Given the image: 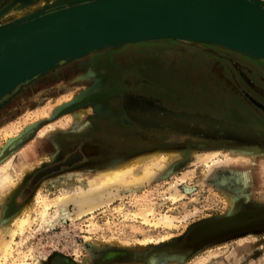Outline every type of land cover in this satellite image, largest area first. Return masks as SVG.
Here are the masks:
<instances>
[{
	"label": "rangeland",
	"instance_id": "1",
	"mask_svg": "<svg viewBox=\"0 0 264 264\" xmlns=\"http://www.w3.org/2000/svg\"><path fill=\"white\" fill-rule=\"evenodd\" d=\"M11 2L0 26L46 11L59 0H0V10ZM147 44L168 47V53L150 50L123 57L107 67V77L91 70L97 56L123 55L127 47L141 50L139 45ZM93 85L95 91L88 93ZM149 86L155 90H146ZM225 91L230 100L224 99ZM245 93L264 103L263 59L177 39L96 51L18 85L0 99V165L17 152L15 163L30 169L19 187L0 198V231L17 216L27 217L21 214L27 207L30 223L16 235L12 257L4 264H264V212L256 215L264 210V120ZM94 99L99 103L89 102ZM110 100L115 102L112 109L105 105ZM239 106L247 107L260 124L244 123ZM101 116L117 117L115 134L146 146L132 148L120 138L112 146L110 134L89 137L90 122ZM64 135L86 137L73 146L81 145V160L59 172L37 175L27 185L71 153L73 148L63 149ZM118 142L122 147L114 148ZM170 151L181 154L179 161L151 182L118 189L100 200L99 209L79 218L78 207L70 202L72 219L45 226L44 203L51 205L61 194L87 187L103 171ZM242 166L257 177L243 179ZM174 193L180 198L173 200ZM141 210H154L155 219L145 224L134 216ZM53 212L51 206L48 213ZM165 216L174 227L155 226ZM0 234L7 239L8 234Z\"/></svg>",
	"mask_w": 264,
	"mask_h": 264
},
{
	"label": "water",
	"instance_id": "2",
	"mask_svg": "<svg viewBox=\"0 0 264 264\" xmlns=\"http://www.w3.org/2000/svg\"><path fill=\"white\" fill-rule=\"evenodd\" d=\"M164 39L218 45L264 60V1L87 0L16 18L0 26V99L85 50ZM245 95L264 120V103Z\"/></svg>",
	"mask_w": 264,
	"mask_h": 264
},
{
	"label": "bare ground",
	"instance_id": "3",
	"mask_svg": "<svg viewBox=\"0 0 264 264\" xmlns=\"http://www.w3.org/2000/svg\"><path fill=\"white\" fill-rule=\"evenodd\" d=\"M83 1H87V0H59V2L55 3V5L53 6H57L60 4L71 5V4H76V3L83 2ZM23 3L26 4L27 1L23 0ZM28 3L31 4L32 2L28 1ZM12 5L13 3H11L1 13L2 14L1 16H3L5 12ZM43 5L46 6L47 1H45L44 4L41 3L40 6L36 8L42 9ZM43 12L45 11L41 10L38 12H34L33 14H30L28 17L31 18ZM122 46H121V43L119 42H111L109 44H104V45H100V46H97L89 50H85L83 54H81L80 56L77 55V56H74V58H71L68 60H70L69 62H74L76 60L87 57L89 54L93 52L110 49V48H120ZM86 113L87 111H82L81 115H84ZM20 152H18V154ZM16 154H14L11 158H9L7 161H5L3 164L0 165V189L3 190L6 187L9 188V190H7L6 188L7 192H4L3 195L0 196V198H4L8 196L10 192H12L17 187H19V185L21 184V179H23L24 172L30 169V167H27L28 166L27 164L17 165L15 163ZM214 155L215 154H213V156ZM180 156L181 154L175 151H170L167 153L165 152L154 153V154L144 156L143 158H137L123 166L103 171L99 173L95 178H91L90 181H88L89 185L87 187L80 188V189H73L66 193H64L65 192L64 191L63 192L64 194H61V196L57 197V199L51 205L44 203V206H43L44 211L42 212L43 222L46 227L47 226L53 227L60 220L64 221L66 219H72L73 216L68 209L69 208L68 204L70 202H74L75 206L78 207L79 210L76 214L78 218L79 216H82L85 214H91L95 210L99 209V207H101L100 205L102 203L100 202V200H102L103 198H110L116 195L115 191H117L118 189H122V188L128 189L129 187L143 186L144 184L151 182L156 177L157 174L165 171L166 168L172 164V162H175L177 160L179 161ZM232 157H236V155H233ZM231 160L232 162H235L237 158H232ZM213 168L214 167L210 165L209 171H212ZM249 168L250 167H247V166L240 167V169L243 170L242 171L243 179L247 178L248 180H251L256 176L254 172L253 173L250 172ZM171 198L173 200H177L180 198V195L178 193H174L171 196ZM51 206L54 208V212L52 213L53 215H49L48 213ZM21 214L26 215L27 217L17 218L19 217L17 216L13 220V222L11 220L10 224L9 223H8L9 225L7 224L6 228H4L3 231H0V233L2 234L4 232L8 234L7 239H2V238L0 239V264L6 263L12 257V246L15 243L16 235L23 234L26 227L29 226V223H30L29 208L27 207L23 209ZM134 216L140 218L145 224H150L151 219L149 220V218L153 217V219H155L154 210H149V211L141 210L138 214L136 215L134 214ZM159 225L164 226V228L174 227L172 218L168 216L163 217L160 220V222L158 221L155 224V226H159ZM20 264H26V263H20ZM36 264H39V262H37Z\"/></svg>",
	"mask_w": 264,
	"mask_h": 264
},
{
	"label": "flooded vegetation",
	"instance_id": "4",
	"mask_svg": "<svg viewBox=\"0 0 264 264\" xmlns=\"http://www.w3.org/2000/svg\"><path fill=\"white\" fill-rule=\"evenodd\" d=\"M136 47H137V45L125 48L127 50H126V52L123 55H121L120 53H108V54H104V55H101V56H97L95 59H93L91 65H90L91 66V70L93 72H95L96 74H98V75H103V76L107 77V73H105V71L107 70V67L109 65H112L115 61L123 59V57L130 58V57L134 56L135 53H137V52H140V51L148 52L150 50H156V51H161L163 53H168L167 51L169 49L168 47L161 46V45H158V44L139 45L141 50H137ZM208 57H210V56H208ZM203 59L206 60L208 58L204 57ZM209 59L211 60V57ZM210 84L213 85L214 82H212V83L210 82ZM220 92L222 94H224L222 91H220ZM222 98H223V96H222ZM224 99L225 100H230V96L228 95V92H226V94L224 95ZM89 102L90 103H94V104H98L99 103V99L90 100ZM100 103L103 104V101L101 100ZM233 103H236V102L234 101ZM105 105L107 106V108L112 109V107H115L114 106L115 102L110 100V101H107L105 103ZM247 109H248L247 107H242V106H239V108L236 109L240 113L243 112L244 116H242L241 118L245 121L244 123H246V124H248V123L249 124L250 123L260 124L261 121L260 120L258 121L256 119L252 118L250 116V114H248L249 112H246ZM245 115H247L248 117H246ZM119 122L120 121H119V119L117 117H115V118H113V117L112 118H104L103 116L94 117V119L90 122L89 127H88V133H91V135L89 137H92V136L97 137V136H99L101 134H103V135H109L110 134V139H108V140H109V142H111L112 146H113V143H114V141H113L114 138H120V139H122V141H126L127 142L126 145H128L129 147H132V148L135 146L137 149H139L140 147L143 148V147L146 146V144H143V145L140 144L139 141L138 142L137 141L133 142V139H131L129 137V135H123V134L116 135L115 131H117V130L114 129L113 127ZM122 125L124 126L123 123H122ZM262 128H263V131H264V125H263ZM85 138H86L85 136L64 135V136L61 137V142H62L63 149L64 150L72 149L76 142H78V145H79V144L82 143V141L85 140ZM120 147H122V146H120V144L118 142V145L116 147H114V148H120ZM80 148H81V145L80 146L76 145V147H74L73 150H71V153L68 156H66L64 158V160H62L61 162H57L56 164H53V165L47 167L46 169L41 170L37 174H35L31 178V180H29L27 182V185L30 184L31 182H33L36 179L37 175H40L39 177H42V176H46L48 174L59 172L62 168L73 167L83 157V154H82ZM261 212H264V210L260 211L256 215L261 214ZM262 223H264V222H262ZM258 224H261V223H258ZM258 224H255V226H257ZM242 228H240V229H242Z\"/></svg>",
	"mask_w": 264,
	"mask_h": 264
}]
</instances>
